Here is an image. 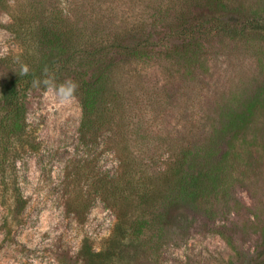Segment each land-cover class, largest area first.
I'll return each instance as SVG.
<instances>
[{
	"label": "trees",
	"instance_id": "obj_1",
	"mask_svg": "<svg viewBox=\"0 0 264 264\" xmlns=\"http://www.w3.org/2000/svg\"><path fill=\"white\" fill-rule=\"evenodd\" d=\"M0 12L15 46L0 57V194L25 209L18 164L42 150L29 113L48 91L32 85L47 68L57 85L77 84L80 146L115 159L93 182L118 221L107 244H137L135 261L148 260L154 244L208 232L234 251L224 264H264V206L236 196L239 186L256 187L264 167V85L202 97L225 43L253 59L252 82L264 78V0H0ZM175 82L194 84V97L173 91ZM87 206L73 201L71 211ZM245 211L253 213L242 234L251 226L260 235L253 251L226 224ZM82 253L84 264L112 260L91 247Z\"/></svg>",
	"mask_w": 264,
	"mask_h": 264
},
{
	"label": "rangeland",
	"instance_id": "obj_2",
	"mask_svg": "<svg viewBox=\"0 0 264 264\" xmlns=\"http://www.w3.org/2000/svg\"><path fill=\"white\" fill-rule=\"evenodd\" d=\"M8 23L9 18L0 12V57L15 49L11 34L4 29ZM222 49L213 59L212 76L204 80L202 97L209 101L216 91L242 83L250 93L264 85L262 77L252 82L253 59L231 44H223ZM186 86L175 82L172 89L194 97V84ZM81 118V105L75 97L71 103L60 104L55 93L47 91L32 101L29 122L42 150L18 164L25 209L17 210L9 194H0V264H84L82 251L89 247L110 256L109 264H224L234 257L220 235L208 232H193L182 244H154V256L148 260L143 256L135 261L134 256L142 251L137 244H107L115 236L118 221L115 212L94 193L93 182L94 176L108 174L116 163L102 148L89 151L80 146ZM176 118L175 113L170 114L167 120L171 126ZM74 163L79 168H71ZM259 170L256 187L239 186L236 190L239 201L251 209L255 204L264 206V167ZM87 174L93 179L88 180ZM85 200L86 212L77 216L71 203ZM252 213L245 211L239 218L232 215L226 224L238 229L239 236ZM248 229L247 236L242 234L245 239L241 235L236 245L253 251L260 235L251 226Z\"/></svg>",
	"mask_w": 264,
	"mask_h": 264
},
{
	"label": "clouds",
	"instance_id": "obj_3",
	"mask_svg": "<svg viewBox=\"0 0 264 264\" xmlns=\"http://www.w3.org/2000/svg\"><path fill=\"white\" fill-rule=\"evenodd\" d=\"M49 70L44 69V79H34L32 82L33 87H39L43 84L49 92H54L60 104L71 103L74 99V94L77 89V84L73 81H65L57 85L52 77L48 75ZM29 67L27 64H21L20 75H27Z\"/></svg>",
	"mask_w": 264,
	"mask_h": 264
}]
</instances>
